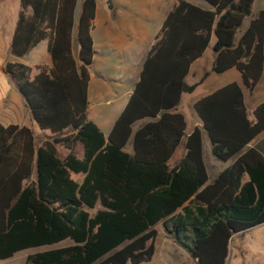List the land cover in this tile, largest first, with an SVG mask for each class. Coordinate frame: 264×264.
Wrapping results in <instances>:
<instances>
[{
    "label": "trees",
    "instance_id": "trees-1",
    "mask_svg": "<svg viewBox=\"0 0 264 264\" xmlns=\"http://www.w3.org/2000/svg\"><path fill=\"white\" fill-rule=\"evenodd\" d=\"M205 1L209 8L179 0L168 13L105 135L87 113L96 0L83 1L77 23L78 0H20L11 51L22 57L47 39L52 66L32 75L29 65L9 61L4 71L40 129L52 135L38 143L30 126L0 122V259L46 247L28 253L25 264H141L155 255L161 222L198 264H226L232 236L264 223V139L249 146L264 132V101L250 118L244 93L264 78V9L252 16L255 0ZM213 37L212 71L236 68L242 83L199 98L194 109L202 125L187 134L184 114L173 109L198 85L186 76ZM204 134L213 155L231 161L213 179ZM129 140L132 153L125 150ZM182 143L186 152L171 166Z\"/></svg>",
    "mask_w": 264,
    "mask_h": 264
},
{
    "label": "crops",
    "instance_id": "crops-1",
    "mask_svg": "<svg viewBox=\"0 0 264 264\" xmlns=\"http://www.w3.org/2000/svg\"><path fill=\"white\" fill-rule=\"evenodd\" d=\"M83 1L84 0H78L77 2L75 11L76 23L81 13ZM178 1L179 0H111L113 4L112 9L108 4V0H105V2L104 0H96V13L92 27L95 54L94 60L89 67V105L87 113L88 118L95 122L105 135L110 133L116 120L125 109L137 82L140 80L149 51L156 42L157 36L168 13ZM206 3L207 4L199 2L194 4L203 8H209V3L207 1ZM255 3H258L259 9L256 13L253 11L252 16L257 15L261 9H264V0H255L254 4ZM20 8V0H0V122L4 125L19 124L30 126L36 134H43V138H46L52 135L51 131L40 129L38 123L33 119L31 112L26 105L16 81L4 71V66L9 61H20L29 65L32 68V75L39 72V66H52V57L48 51L47 39L41 41L28 54L22 57H18L12 53L11 42L19 17ZM250 19L251 17H248V22L242 27V30H240L238 38L248 27ZM73 32V52L75 57H78V42L77 48H75L76 27ZM214 42L215 37H213L205 53L193 62L191 70L186 76L187 83L193 84L190 77L193 76V74H196L200 67L204 66L203 59L208 53H210L209 55L212 58L210 68L212 71L215 59V52L213 50ZM219 75L223 78H221L220 82L215 85L216 87L210 89V91H203L201 97L230 82L236 81L242 83V74L236 68H231ZM209 76H211L210 71L208 77ZM262 79L264 78H261V80ZM204 80L201 84L205 83ZM196 89L197 87L194 91ZM254 91L250 93L244 88L245 102L248 107L250 118H253V111L256 106L262 102H258L251 98ZM187 93L189 92H184L182 94L180 103L175 109H173V111L184 114L187 122L186 132L189 134L195 126L202 125V121L194 109L195 102L201 97L189 99L187 98ZM186 105L194 110L191 122L186 114ZM145 121L146 120L144 119L136 121L133 125L134 130L139 128ZM262 139H264V132L256 137L249 146L256 145ZM206 141L210 140L208 136L204 134V149ZM127 147L130 148L127 149ZM65 149L66 152L64 154H67L69 150L67 148ZM125 150L130 153L133 152L132 140L128 141ZM185 152L186 148L182 143L169 160L170 165H175V163L183 157ZM82 155L83 149L79 151L78 156ZM230 162L231 161H229L227 165ZM34 175L35 174H33L32 177H34ZM74 177L81 180L83 174H75ZM194 263L198 264L195 259Z\"/></svg>",
    "mask_w": 264,
    "mask_h": 264
},
{
    "label": "rangeland",
    "instance_id": "rangeland-1",
    "mask_svg": "<svg viewBox=\"0 0 264 264\" xmlns=\"http://www.w3.org/2000/svg\"><path fill=\"white\" fill-rule=\"evenodd\" d=\"M193 3H204L207 4L204 0H190ZM105 2V0H104ZM258 3L254 4L253 11L255 13L258 11ZM248 22V17L245 19L243 26ZM75 48H77V40L75 38ZM208 53L204 59V66L190 77V80L194 83H197V89L194 92L187 93V98H199L203 95V91H210L216 87L220 82V79L223 78L221 75L214 73L210 70L212 58ZM209 71L211 76L208 77ZM221 76V77H220ZM205 79V80H204ZM205 81L204 84H201L202 81ZM258 102L264 100V79L256 87L252 97ZM186 114L189 121L191 122L192 115L194 110L186 105ZM70 131L67 130L64 134H68ZM38 135V142L43 139V134ZM59 152L61 155H64L66 152L65 147L62 144L58 145ZM130 147H127V149ZM82 149V146L79 143H76L75 150L77 155ZM204 159L208 166V171L210 178L213 179L217 173L227 165L228 162L222 161L216 158L211 150L210 141H206L204 149ZM156 228L159 230V236L156 240V252L154 257L147 262L141 264H196L194 263L193 257L186 251L184 247L174 242L166 233L163 224L160 222L156 225ZM70 243V240H66L60 244ZM46 247L32 248L28 250H23L16 253L13 257L8 259H0V264H25L26 256L30 252H35L43 250ZM189 254V255H188ZM189 256V257H188ZM132 264V263H127ZM226 264H264V223L252 227L244 232L236 233L232 236L229 244V254L226 260Z\"/></svg>",
    "mask_w": 264,
    "mask_h": 264
}]
</instances>
